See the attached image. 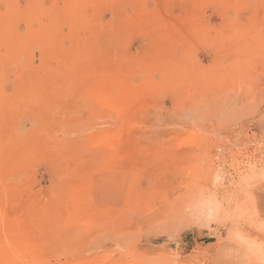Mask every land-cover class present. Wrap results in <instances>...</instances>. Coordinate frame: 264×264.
I'll return each instance as SVG.
<instances>
[{"label":"rangeland","instance_id":"obj_1","mask_svg":"<svg viewBox=\"0 0 264 264\" xmlns=\"http://www.w3.org/2000/svg\"><path fill=\"white\" fill-rule=\"evenodd\" d=\"M263 244L264 0H0V261Z\"/></svg>","mask_w":264,"mask_h":264},{"label":"bare ground","instance_id":"obj_2","mask_svg":"<svg viewBox=\"0 0 264 264\" xmlns=\"http://www.w3.org/2000/svg\"><path fill=\"white\" fill-rule=\"evenodd\" d=\"M219 183H220V182H219ZM212 190H213V189H212ZM215 194H216V193H215ZM230 210H231V209H230ZM226 213H227V212H226ZM226 213H225V214H226ZM232 213H233V211H232ZM228 214H229V213H228ZM228 214H227V215H228ZM234 214H235V212H234ZM231 215H232V214H231ZM211 216H212V215H211ZM261 233H262V232H261ZM260 242H261V241H260ZM259 245H260V244H259ZM263 245H264V244H263ZM258 250H259V249H258ZM0 264H12V262H8V261H6V262H5V261H0Z\"/></svg>","mask_w":264,"mask_h":264}]
</instances>
